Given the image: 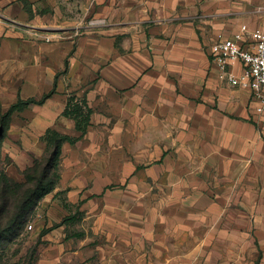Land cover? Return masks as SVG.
Returning a JSON list of instances; mask_svg holds the SVG:
<instances>
[{
	"label": "crops",
	"instance_id": "0c3cea01",
	"mask_svg": "<svg viewBox=\"0 0 264 264\" xmlns=\"http://www.w3.org/2000/svg\"><path fill=\"white\" fill-rule=\"evenodd\" d=\"M243 24L264 0H0V113L48 94L11 114L7 175L75 138L34 209L44 264H264V110L210 51Z\"/></svg>",
	"mask_w": 264,
	"mask_h": 264
},
{
	"label": "trees",
	"instance_id": "16d2710c",
	"mask_svg": "<svg viewBox=\"0 0 264 264\" xmlns=\"http://www.w3.org/2000/svg\"><path fill=\"white\" fill-rule=\"evenodd\" d=\"M42 99H18L8 110L0 113V126L4 130L7 128L11 114L15 110H20L30 102L42 101ZM92 109L88 107L84 98L77 101L74 96H70L63 110L65 115L76 119V127L81 133L84 132L89 121ZM0 135V140L3 135ZM46 142L44 153L36 158L33 164L22 171L23 181H16L8 178L7 174L0 170V238L6 236H16L19 229L25 223L27 217L34 212V209L42 196L50 192L58 181L59 175L56 171L60 147L64 141L73 142L74 137L68 134L48 128L43 135ZM1 161V155H0ZM13 204L11 206L10 204ZM71 216H66L63 221H67Z\"/></svg>",
	"mask_w": 264,
	"mask_h": 264
},
{
	"label": "built area",
	"instance_id": "2783aa9c",
	"mask_svg": "<svg viewBox=\"0 0 264 264\" xmlns=\"http://www.w3.org/2000/svg\"><path fill=\"white\" fill-rule=\"evenodd\" d=\"M246 30V25H241L232 37L220 38L214 42L210 51L221 69L226 71L228 82L249 89L259 103L257 111L261 112L264 110V32L260 29L250 32L249 45L245 46L242 42L243 32ZM235 62L242 64L239 74L226 70V66Z\"/></svg>",
	"mask_w": 264,
	"mask_h": 264
},
{
	"label": "rangeland",
	"instance_id": "374dc122",
	"mask_svg": "<svg viewBox=\"0 0 264 264\" xmlns=\"http://www.w3.org/2000/svg\"><path fill=\"white\" fill-rule=\"evenodd\" d=\"M5 164L4 159H1L0 170L6 173ZM23 180L22 174L21 178L16 181ZM10 205L13 206L12 203ZM39 232L34 212H32L19 229L18 235L0 238V264H44L43 242L40 241ZM256 260L252 259L241 264H259ZM231 261L236 264L234 260Z\"/></svg>",
	"mask_w": 264,
	"mask_h": 264
},
{
	"label": "water",
	"instance_id": "95a60500",
	"mask_svg": "<svg viewBox=\"0 0 264 264\" xmlns=\"http://www.w3.org/2000/svg\"><path fill=\"white\" fill-rule=\"evenodd\" d=\"M3 133V128L0 126V135Z\"/></svg>",
	"mask_w": 264,
	"mask_h": 264
}]
</instances>
